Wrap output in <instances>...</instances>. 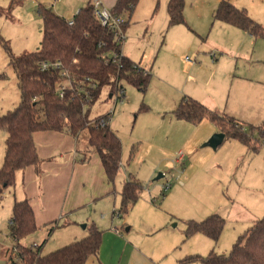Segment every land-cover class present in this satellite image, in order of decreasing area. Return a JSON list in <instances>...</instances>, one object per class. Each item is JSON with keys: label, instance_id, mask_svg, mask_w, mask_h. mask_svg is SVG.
<instances>
[{"label": "rangeland", "instance_id": "obj_1", "mask_svg": "<svg viewBox=\"0 0 264 264\" xmlns=\"http://www.w3.org/2000/svg\"><path fill=\"white\" fill-rule=\"evenodd\" d=\"M40 1L51 7L53 3L66 15L72 12L69 5L74 0H23L13 6L9 0H0V116L21 101L10 59L41 47ZM219 1L185 0L186 23L173 25L167 21L163 0L138 1L122 40L127 42L126 50L135 54L148 49L143 66L152 72L151 78L145 89L122 79L124 95L121 91L111 95L106 87L90 110L91 118L108 114L111 127L121 139L120 174L114 182L106 177L109 189L100 196V206L83 205L38 225L21 240L24 245L43 243L42 252L48 253L76 236L88 235L96 225L103 231L104 256L115 264L121 254L126 264L125 242L140 247L153 264H199L197 260H182L211 250L229 253L253 220L264 215V139L259 138L257 129L264 122V36L255 37L232 24L214 21L213 10ZM231 1L245 7L264 25V0ZM193 62L197 63L195 67ZM182 95L196 97L212 109H226L244 122L246 131L256 137V144L226 137L216 149L205 145L221 130L208 118L197 125L178 118L175 109ZM214 127L217 131L204 138ZM6 137V130L0 127V167ZM88 137L87 129L82 130L70 152L73 160L91 162L95 172L94 160L100 161V167L102 163L97 152L88 151ZM49 144L36 142L37 148L52 146ZM85 153L87 160L82 161ZM41 169L35 174L38 205L46 186L51 189L49 180L53 178L45 164L41 163ZM27 173L18 171L15 184L8 187L0 182V264L20 262L13 249L16 241L10 222L15 201L30 191L32 182ZM160 173L163 175L158 177ZM131 177L141 181L143 190L129 211L119 214L122 182ZM68 185L69 181L63 199ZM74 188L82 193L91 187L80 178ZM212 213L225 218L218 240L202 232L186 235L188 220L201 221Z\"/></svg>", "mask_w": 264, "mask_h": 264}, {"label": "trees", "instance_id": "obj_2", "mask_svg": "<svg viewBox=\"0 0 264 264\" xmlns=\"http://www.w3.org/2000/svg\"><path fill=\"white\" fill-rule=\"evenodd\" d=\"M9 1L12 6L23 2ZM138 1L117 0L111 10L115 14L130 15ZM184 6L185 0L168 1L169 24L185 21ZM38 11L43 18L41 47L10 59L17 74L21 101L15 109L0 116V127L7 132L0 182L4 187L14 185L17 172L31 165L40 172L41 159L34 137L37 131L68 132L78 139L84 129L89 136L88 151L100 155L108 180L114 182L121 167L122 142L111 127L108 114L90 117L91 106L106 87L113 94L125 91L120 83L122 79L145 89L152 72L122 52L115 30L96 16L93 1L82 6L71 20L42 2ZM214 18L255 37L264 36V25L254 19L246 8L231 0L219 2ZM125 25L126 22L123 28ZM175 114L193 123L208 118L225 133V138L233 137L248 145L256 144V137L246 131L244 122L211 109L192 96L182 97ZM257 129L259 138L264 139V122ZM142 190L143 184L136 178L124 181L119 214L129 211L140 198ZM10 223L11 235L16 241L13 249L20 260H13L12 264H87L89 258L97 256L100 251L103 231L96 225L92 226L88 235L48 253L42 252L43 243L36 248L24 245L21 240L38 227L28 197L15 201ZM224 225L225 218L219 213H212L201 221L188 220L186 235L202 232L218 240ZM194 260L199 264H264V215L247 227L229 253L211 250L206 255H189L182 262Z\"/></svg>", "mask_w": 264, "mask_h": 264}, {"label": "crops", "instance_id": "obj_3", "mask_svg": "<svg viewBox=\"0 0 264 264\" xmlns=\"http://www.w3.org/2000/svg\"><path fill=\"white\" fill-rule=\"evenodd\" d=\"M90 0H74L69 6V10L72 12L63 13V11H58L54 8L53 3H52V8L59 14L65 16L68 19H72L75 14L79 11V9L86 5ZM93 1V0H91ZM117 0H101V4L103 6H107L108 8H112ZM168 1L169 0H163V10L165 13H167V21L169 20L168 17ZM221 1V0H220ZM219 1V2H220ZM43 2V1H40ZM44 3V2H43ZM58 6V2H54ZM51 7V4H48ZM219 3L215 6L213 10V19L214 21H221L217 20L214 18V12L217 8ZM136 7V6H135ZM245 8V7H244ZM135 9V8H134ZM134 11V10H133ZM132 11V13H133ZM62 12V13H61ZM132 13L128 16L125 14L124 16L126 17V25L124 27L125 32L127 34V28L129 26V22L131 20ZM154 17L152 16L151 21ZM185 18V15H184ZM257 20V19H256ZM224 22V21H222ZM169 23V21H168ZM181 23H186V18L184 22ZM226 23V22H224ZM178 24V23H176ZM173 25V24H169ZM197 29V27H196ZM200 31V29H198ZM129 34V33H128ZM126 39V38H125ZM136 41H141V38H136ZM126 40L123 41L122 43V52L126 55H128L130 58L135 60L140 64V66H143V60L147 56V48L146 50L144 49H139L138 54L133 53L129 48L126 50V45L124 46ZM127 44V42H126ZM125 48V49H124ZM143 50V51H142ZM212 56H215V53L212 54ZM190 59V58H189ZM193 66L195 67L197 63H192ZM144 67V66H143ZM112 94V93H111ZM125 94V92H124ZM184 95H182L179 99V101L182 99ZM191 96V95H189ZM193 97V96H192ZM196 98V97H194ZM197 99V98H196ZM199 100V99H198ZM179 102L177 103V105ZM176 105V106H177ZM212 109V108H211ZM220 111L219 109H216ZM222 113H227L230 114L226 109L220 111ZM234 116V115H232ZM207 119V118H204ZM204 119H202L200 122L201 123ZM210 120V119H209ZM211 121V120H210ZM196 123V125L198 124ZM217 131V128H211L209 133H206L204 138H207L212 134V132ZM35 141H45L47 142V145L50 143L52 146L47 147L46 145L44 146H38V152L39 155L41 156V163L45 164V167L47 169L53 172L51 175L53 178H50L49 180V186L51 189L46 186V191H44L43 195L41 196L40 203L38 205L36 199L38 198V191L35 188L36 185V175L37 173H41V163H40V172L36 169L35 166H28L24 170H22L24 173L28 172V180L29 182L31 181L32 183H29L30 186V191L28 194H25V198L28 197L33 205L35 216H36V222L37 225H43L47 224L49 221L55 220L57 217L63 215L66 213V211L71 213L74 210H77L81 208L83 205H93V206H100V196L103 195L105 192L108 193L109 186L106 184V172L103 167H100V161L99 160H94L96 162V171L94 172L93 167L91 166V162L88 163H80L76 159L73 160L72 155L70 150L72 149L74 145V141L76 143V138L71 135L70 133L62 132V131H55V130H46V131H37L34 134ZM49 144V145H50ZM58 151L57 155L51 156L55 151ZM88 155H84L82 158V161L87 160ZM63 159L64 161L60 162L56 158ZM73 160V161H72ZM102 163V161H101ZM20 171V170H19ZM121 171V167H120ZM119 171V174H120ZM118 174V176H119ZM80 178H82L86 183L90 184V187L88 190L85 189V191H82V193L74 188L75 181L77 182ZM47 176H44V181H46ZM101 179V180H100ZM106 179V180H105ZM128 179V178H126ZM125 179V180H126ZM122 182V186L124 181ZM68 185V190L66 192V195L63 199V193H64V186ZM45 183V182H44ZM122 188V187H121ZM39 201V200H38ZM257 217L256 219H258ZM254 219L253 222L256 220ZM252 222V223H253ZM251 223V224H252ZM116 231L121 233V231L116 228ZM115 235L118 236V234L115 233ZM86 236V233H83L81 236H76L78 239L79 237L82 238ZM76 240V239H74ZM102 241H103V234H102ZM67 242V241H66ZM71 242V241H70ZM67 244V243H63ZM102 245V243H101ZM44 246V245H43ZM42 246V247H43ZM128 249V254H127V260L126 264H148L152 263L148 261L145 256V254L142 252L140 247L130 244L128 242H125V248H124V254H125V249ZM101 249V246H100ZM104 248H102L99 251V254L97 256H91L87 262V264H115L116 261H108L107 258L104 256ZM125 255L121 254L120 259L118 260V264H123V258ZM145 260V262H144Z\"/></svg>", "mask_w": 264, "mask_h": 264}, {"label": "built area", "instance_id": "obj_4", "mask_svg": "<svg viewBox=\"0 0 264 264\" xmlns=\"http://www.w3.org/2000/svg\"><path fill=\"white\" fill-rule=\"evenodd\" d=\"M95 5V14L100 19V21L108 25L110 28L114 29L116 32V36L121 42V48L124 38V28L123 25L126 22V18L122 14H115L111 8H108L107 6H103L101 4V0H93ZM140 65V64H139ZM45 67V64L43 65ZM136 67H138L136 65ZM140 67V66H139ZM125 91H121V95H124ZM169 189V185L164 187V190L167 191ZM38 246L37 243H33L32 247L36 248Z\"/></svg>", "mask_w": 264, "mask_h": 264}, {"label": "water", "instance_id": "obj_5", "mask_svg": "<svg viewBox=\"0 0 264 264\" xmlns=\"http://www.w3.org/2000/svg\"><path fill=\"white\" fill-rule=\"evenodd\" d=\"M112 95V94H111ZM225 139V133L218 131L215 132L205 143V145L211 146L213 148H217ZM163 173H160L158 177L162 176ZM86 225V224H85Z\"/></svg>", "mask_w": 264, "mask_h": 264}]
</instances>
